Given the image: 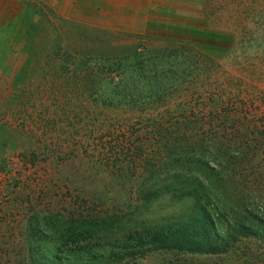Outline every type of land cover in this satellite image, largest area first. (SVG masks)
Listing matches in <instances>:
<instances>
[{
    "label": "rangeland",
    "instance_id": "obj_1",
    "mask_svg": "<svg viewBox=\"0 0 264 264\" xmlns=\"http://www.w3.org/2000/svg\"><path fill=\"white\" fill-rule=\"evenodd\" d=\"M20 1L0 264H264V0Z\"/></svg>",
    "mask_w": 264,
    "mask_h": 264
},
{
    "label": "crops",
    "instance_id": "obj_2",
    "mask_svg": "<svg viewBox=\"0 0 264 264\" xmlns=\"http://www.w3.org/2000/svg\"><path fill=\"white\" fill-rule=\"evenodd\" d=\"M5 1L8 3V8H9L8 12L6 13V17H4V2ZM123 1L125 2L126 0H123ZM118 2L123 3L121 0H118ZM20 5H22V2L20 0H0V23H5V21H7V25L13 24V22H17L20 20V18H21L20 13H22V15L26 17V19H29V21H26V26L29 25L30 27L28 26L27 28H25V31L27 29L31 30L33 28L34 29L38 28V29H35L36 37L34 39H28L27 38V40H29L27 42V44L32 43L34 41L36 44L37 42H39L38 39H41V37L42 38L47 37V33H48L47 26L39 20L41 16L28 12L29 9L27 10L26 6H25L26 11H23V9H21ZM14 19H16V20H14ZM7 29H8V27L0 32L1 33L0 37H4V34L8 32ZM15 37L17 38V40L19 39L17 34L15 35ZM9 40L14 41L16 39H14V36H12L11 38H9ZM17 42L18 41H15V43H17ZM29 45L30 44H28V46Z\"/></svg>",
    "mask_w": 264,
    "mask_h": 264
},
{
    "label": "trees",
    "instance_id": "obj_3",
    "mask_svg": "<svg viewBox=\"0 0 264 264\" xmlns=\"http://www.w3.org/2000/svg\"><path fill=\"white\" fill-rule=\"evenodd\" d=\"M205 225H207L205 223ZM206 228L203 229V231L205 230ZM200 241L199 243L197 244V247H201V246H206V247H210L213 245L214 241H215V238L211 239L210 238V235H209V231L207 232H202V228H201V231H200ZM202 237V238H201ZM189 246H196V243H194L193 241L188 243ZM191 248V247H189Z\"/></svg>",
    "mask_w": 264,
    "mask_h": 264
}]
</instances>
